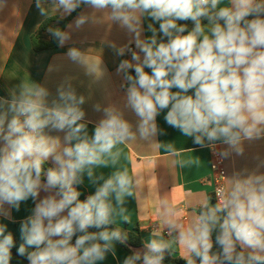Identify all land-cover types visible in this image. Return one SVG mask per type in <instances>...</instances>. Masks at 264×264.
I'll list each match as a JSON object with an SVG mask.
<instances>
[{
    "label": "clouds",
    "instance_id": "9594fccd",
    "mask_svg": "<svg viewBox=\"0 0 264 264\" xmlns=\"http://www.w3.org/2000/svg\"><path fill=\"white\" fill-rule=\"evenodd\" d=\"M53 11L70 16L86 7L69 29L95 21L96 13L129 37L109 45L121 59L122 104H94L99 119H86L90 97L79 94L66 76L55 95L24 80L0 96V217L16 223L29 200L35 206L19 222V240L0 223V264L15 255L27 264H99L128 233L127 200L141 181L120 163L122 146L134 141L181 157L158 118L176 140L211 148L226 158L243 154V143L264 139V0H50ZM41 16L48 10L36 0ZM59 47L72 32L48 29ZM88 75L102 76V61L87 63L73 45L64 53ZM59 71L52 65L49 71ZM91 87V85H89ZM92 125L90 128L89 126ZM227 145L217 150L216 143ZM177 161L181 167L198 163ZM243 169L215 189L191 214L161 200L160 228L122 264H164L183 250L185 264H264V173ZM247 173V174H246ZM94 187L83 195L79 186ZM43 193V195H41ZM83 197V198H82ZM167 233L165 236L164 233Z\"/></svg>",
    "mask_w": 264,
    "mask_h": 264
},
{
    "label": "crops",
    "instance_id": "0c3cea01",
    "mask_svg": "<svg viewBox=\"0 0 264 264\" xmlns=\"http://www.w3.org/2000/svg\"><path fill=\"white\" fill-rule=\"evenodd\" d=\"M35 5L36 0H0V96H6L12 87H18L27 79L46 86L55 95L57 86L66 76H70L73 77V86L77 92L90 97L83 107L86 119L95 123L101 113L93 111L94 104L107 106L110 103H123L124 92L120 88L122 77L116 74V69L121 59H131V56L126 53L124 57H119L109 45L115 43L118 47L122 46L128 42L129 37L103 13H96L95 21L85 23L79 30L69 29L68 25L74 24L79 14H91V9L83 7L64 29L72 32V39L65 46L36 52L32 47V35L46 19L61 17L63 13L53 11L50 0H41V6L48 10L47 16H41ZM73 45L82 50L87 63L100 60L102 67L107 71L99 77L95 74L88 75L86 65L73 64L67 60L64 53ZM52 65L58 66L59 71L50 72L49 67ZM158 119L161 127L167 132V135L160 136L159 140H175L174 146L177 149L194 148L195 152L186 151L181 157L170 156L165 154L163 147L156 149L148 142L140 140L122 146L121 165L128 168L130 174H136L141 181L134 196L127 200V228H138L143 241L160 228L158 207L161 200H167L177 209L191 214L193 211L198 212L205 199L213 198L216 187L215 174L211 167L214 151L209 147L194 145L190 139L186 142L176 140L175 130L164 125L162 119ZM226 147L227 145L216 143L217 150ZM243 148L241 155L233 151L228 157L222 158L225 180L234 172L245 168L252 172L264 161V139L245 141ZM196 158H199L198 163L185 167L177 163L180 159ZM259 171L264 173V167H260ZM79 189L84 196L95 190L94 187L84 185L79 186ZM212 202L215 203L213 200ZM34 206V202L29 200L21 205L19 212L12 210L16 223L0 217V223L7 224L8 229L13 232L17 246L20 243L19 222L31 214ZM117 225L124 226L125 223L118 221ZM164 234L167 236L166 232ZM116 252V257L109 254L107 259L99 264H122L124 257L130 255L119 244L116 245ZM174 256L182 258L183 250L176 246Z\"/></svg>",
    "mask_w": 264,
    "mask_h": 264
},
{
    "label": "trees",
    "instance_id": "16d2710c",
    "mask_svg": "<svg viewBox=\"0 0 264 264\" xmlns=\"http://www.w3.org/2000/svg\"><path fill=\"white\" fill-rule=\"evenodd\" d=\"M81 9H77L70 16L65 17L64 19H60V17H51L46 19L31 37L33 50L36 52H40L44 50H54L58 48L59 46L57 42L52 38L51 34L48 32V29L52 27H59L64 30L67 24L69 23V21H71L72 18L75 17L81 11ZM212 200L215 201L214 195ZM115 226L118 225H114V227ZM119 227H121L122 231L128 233V240L126 244L124 245L119 244V245H121L124 249H126L130 254L132 253L133 250H141L143 248L144 241L141 237V233L138 228L129 230L127 228V224ZM12 264H27L26 260H24L21 257H17L15 255V248L13 249ZM164 264H185V262L182 260L181 257L173 255L171 257L166 256Z\"/></svg>",
    "mask_w": 264,
    "mask_h": 264
},
{
    "label": "built area",
    "instance_id": "2783aa9c",
    "mask_svg": "<svg viewBox=\"0 0 264 264\" xmlns=\"http://www.w3.org/2000/svg\"><path fill=\"white\" fill-rule=\"evenodd\" d=\"M211 167L215 174L214 181H215V185H216L215 189H216L222 183H224L226 173L223 167L222 158L216 155L215 152H213V163ZM214 196H215V192H214ZM215 200H216V197H215Z\"/></svg>",
    "mask_w": 264,
    "mask_h": 264
}]
</instances>
